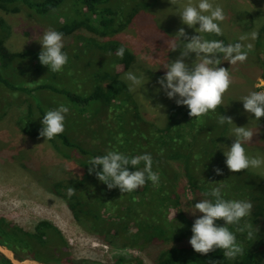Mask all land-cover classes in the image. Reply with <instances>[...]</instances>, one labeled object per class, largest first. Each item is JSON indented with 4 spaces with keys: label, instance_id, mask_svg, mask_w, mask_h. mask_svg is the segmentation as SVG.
Returning a JSON list of instances; mask_svg holds the SVG:
<instances>
[{
    "label": "rangeland",
    "instance_id": "1",
    "mask_svg": "<svg viewBox=\"0 0 264 264\" xmlns=\"http://www.w3.org/2000/svg\"><path fill=\"white\" fill-rule=\"evenodd\" d=\"M187 2L188 0H178V6H174L169 3V0H154L153 6H145L146 0H136L135 3L140 10L146 12L147 17L151 16L154 22L163 29L160 32L162 36L151 34V37L148 36L146 39L144 35H150V31L141 30L137 23L116 35L137 55V61L130 71L137 75L143 73L145 80L148 78L143 87H136L134 91H129L137 100L144 118L161 127L165 124L167 113L170 107L175 104V99H169L165 95L157 83L159 78L157 74L164 75L163 66L175 60L180 54V49L169 51L167 45L176 39L175 33L181 27L189 36L199 34L196 32L198 24L190 28L183 24L179 15L176 14L177 8ZM192 2L195 4L198 0H192ZM212 2L214 6L219 5L224 11L225 19L220 22L223 35L201 33L204 39L220 40L227 45L237 42L241 34L250 33L253 30L258 31L256 39L242 42L245 45L248 43L253 45V50L249 52L245 62L231 64L228 61H222L219 66L228 68L232 78V84L224 93L221 105L227 116L232 117L236 126H246L255 133L252 140L244 144L249 156L264 157V124L257 121L254 114L246 112L243 108V101L239 100L251 91L264 90L262 89L264 87V0H212ZM112 3L116 6V0H113ZM63 8L64 4L53 13L59 17V14L63 16L65 14L60 11ZM59 11L60 13L57 14ZM0 16H3L10 26V34L5 39V43L8 50L13 52L20 51L21 47L23 52L41 50L38 40L45 30L52 28L51 22L42 18H25L22 14L7 13L1 10ZM51 19L54 21V18ZM63 41V48L70 54L78 51L80 39L77 34L72 37H63ZM83 52L86 57L88 54L86 51ZM194 59L195 54L191 53L186 62L191 63ZM26 61L22 64L20 61L15 62L11 73L18 83L25 82L23 85L27 86L34 82L31 80L30 71L33 70L32 66L35 63L30 65V62ZM94 61L99 66L95 72L111 71L114 57L107 55L101 66L99 65L100 55ZM8 64L6 62L4 67L9 69ZM146 69H151L156 77L147 76ZM118 70H121V66L118 67ZM124 73L126 72L122 74ZM122 74V79L129 87L130 82L124 79L125 75ZM53 75V72L50 71L49 77H43V82L55 80ZM49 92L42 90L35 96H31L22 91L6 89L0 94V217H3L9 224L17 225L26 231H32L38 222L45 220L57 230L68 245L63 247L64 252H62L54 242L50 243L49 241L46 245H39L38 248H35L32 255L29 252L10 250L11 255L22 264L62 263L65 260L63 257L65 253L71 254L75 258L96 259L102 260V262L113 260L117 255H124L131 257L136 264H156L157 253L163 249L164 244H168V241H163L162 245H158L157 241H154L152 246L145 244L125 246L122 240H114L115 243L111 245L104 234L111 228L109 225L117 220L116 215L121 210L130 212L128 218H130L131 224L136 220H141L143 224L158 222L157 217H153L148 211L147 204L140 205L139 201L146 202L148 199L157 200L160 198L157 197V194L152 193L155 192V188L160 186V183L150 185V190H146V192L142 193L143 188L140 187L138 190L128 192L127 196L123 195L117 199L108 196L106 192L100 193L101 195L98 196L102 199L103 205H98L95 191L90 187L91 184L85 182L79 185V180H81L79 170L82 169L78 163L79 158L75 155L66 158L56 151L47 139L31 134L35 128L33 123L36 126L41 124L42 116L38 112L39 99H41L44 109H48L51 103L54 105L64 104L69 108L65 117L64 130L68 131L70 139L75 140L83 148L104 154L108 150L121 151L120 145L123 142V136L121 133H117L119 131L114 119L116 110L111 112L101 109L95 115V119L90 120L83 114H78L77 110L65 99L55 96L56 99L52 100L50 97L53 94ZM235 125L228 124L230 141L224 139L214 150L211 149V151H218L221 157L220 162L224 165L220 166L227 175L229 174V179L234 178L225 164L226 157L223 154V149L219 147L226 149V146L231 145L234 139L232 128ZM25 129L31 133L26 134ZM196 133L197 129L193 134ZM191 139L189 137V141ZM199 143L200 141L198 145ZM198 145L194 152V155L198 156L196 161L202 158L201 160L204 162H197L194 171L199 178H206L209 175L213 177L214 181L210 180L212 182L210 188L206 187L207 184L203 185L204 182L197 183L196 188L188 184L184 177L185 162L183 159L164 158L173 169L180 172V187H183L182 192L186 197L185 205L187 208H192L191 210H193V204L199 200L213 199L206 196L205 193L209 192L212 187L224 186L223 178L227 177V175L217 176L213 171L217 165H212V168L204 165L205 159L211 160L216 157L208 150L203 153L204 143L201 146ZM261 169L249 168L247 170L264 172V168ZM54 183L61 184L59 195L49 190V186H54ZM69 187L76 189L75 195L72 197L67 196ZM132 196L135 200H131L133 201L131 205L128 197ZM116 200L117 202H115ZM161 200L160 210L156 214L161 213L166 216L168 212L165 210L166 202ZM75 203H78L76 207ZM127 204L129 207H126ZM98 208L100 209L98 210ZM96 211H99L102 222L96 220L92 215ZM257 220V226L262 227L264 225L262 218L258 217ZM261 264H264V260Z\"/></svg>",
    "mask_w": 264,
    "mask_h": 264
},
{
    "label": "trees",
    "instance_id": "2",
    "mask_svg": "<svg viewBox=\"0 0 264 264\" xmlns=\"http://www.w3.org/2000/svg\"><path fill=\"white\" fill-rule=\"evenodd\" d=\"M112 1L0 0L1 11L22 14L25 18L49 20L52 28L62 32L64 38L77 34L80 39L76 54H70L65 48L62 49L67 53L68 63L62 71L53 72L55 80L43 82V77H49L51 70H48L47 66L39 62L38 54L40 50L31 52H13L8 50L5 39L10 34V26L5 18L0 16V94L6 89L22 91L31 96H35L36 93L42 90L50 91L53 94L50 97L52 100L56 99V97L65 99L70 103L69 105L77 110L78 114H83L90 120H94L95 115L101 109L111 112L116 110L114 119L119 131L117 133H121L123 136L120 152L129 157L144 153L151 154L153 160L152 168L153 171L158 173L160 183V186L155 188V192L152 193L157 194V197L160 198L157 200L148 199L146 202H142V200L139 201V204L145 205L146 203L148 211L153 217H157L158 222L155 224H143L141 220H136L132 221L133 224H131L130 218H128L130 212L125 210L118 211L117 220L109 225L111 228L106 230L104 234L109 244L113 245L115 243L114 240H122L125 246L142 244L152 246L154 241H157L158 245H162L163 241L166 240L168 244H164L163 249L157 253L156 264H261L264 260V225L262 227L257 226V218L261 217L264 222V172H254L257 170L231 172L234 179H229V174L227 175L220 166L222 163L220 162L221 157L218 151H211V149L214 150L220 144V141H224V139L230 141L228 124L218 123L220 115L227 116L222 105L217 107L214 112L210 111L207 115L196 118L188 115L189 109L187 106L175 103L170 107L166 122L162 127L144 118L137 100L132 96L127 83L121 76L123 72L130 71L137 61V55L121 42L116 35L127 30L134 23H137L141 30L150 31V35H144L146 39L148 36L151 37V34L162 36L160 32L163 29L154 22L151 16L147 17L148 14L140 10L135 3L136 0H116V6H114ZM63 4L64 8L60 11L65 15L62 16L59 11L57 14L60 17L56 16V13L53 12L58 11ZM153 4L154 0H146L145 6H153ZM51 18H54V21ZM121 46L125 48L123 59L116 55L117 50ZM83 51L88 54L86 57L83 55ZM108 53H111V55ZM99 55L100 66L107 55L114 57L111 71L95 72L99 66L94 59ZM26 59L30 62V65L35 63L32 66L33 70L30 71L31 76L27 73L31 80H34L31 83L32 86L23 85L25 82L18 83L11 73L15 62L20 61L22 64ZM6 62L9 63V69L6 66L4 67ZM119 66H121V70H118ZM145 71L147 76L156 77L151 69H146ZM122 75H125V73ZM157 76L162 77L163 75L157 74ZM103 81L106 83L103 84ZM42 105L43 101L39 99L40 108L38 112H40L41 116L47 110L58 107L60 104L54 105V103H51L48 109H44ZM258 121L264 124V117ZM33 125L35 128L31 126L33 128L32 133L26 129L24 132L40 136L39 131L42 128V124L36 126L33 123ZM195 129H197V133L193 134ZM67 132L65 129L62 134L47 140L64 157L75 155L79 158L78 163L82 168L79 170L81 178L79 185L85 182L90 183V187L95 191L96 201L101 206L103 201L98 195L103 192H106L108 196L114 199L123 195L127 196L128 192L121 193L119 188L108 189L103 182L97 179L94 172L89 173V159L97 155H104V153L83 148L75 140L70 139ZM189 137L192 138L191 141H189ZM195 138L196 140L194 141ZM203 143V153L208 150L216 157L211 160L205 159L206 163L204 165L210 168H212V165H217L222 170L223 175H227V177L225 176L226 178H223L222 194L224 198L249 200L253 205L252 213L241 220L240 225L247 222L257 227L258 232L255 240L247 239L246 232H236L238 225H228L230 230L236 234L237 241L244 247V255L237 256L235 259H226L223 255V250L220 249H215L205 255L193 250L189 243L192 235L191 226L194 220L202 214L190 212L194 211V207L193 210H191L192 208H187L185 205L186 197L182 192L183 187H180L181 174L164 159H183L185 162L183 167L184 177L188 184L196 188L197 183L204 182L203 185L207 184L206 187L210 188L212 186L210 180L212 181L213 177L208 174L209 176L206 178H199L194 171L197 162H204V160H201L202 158L196 161L198 156L194 155L196 145L201 146ZM222 166L224 165L222 164ZM100 167L102 166L98 165L97 169ZM139 167L142 168L143 163ZM129 168L131 170V166ZM150 185H153L151 181H146L141 187V189L143 188L141 190L142 193L150 190ZM206 187L205 190L207 189ZM60 188L61 184L59 183L49 186V190L57 195L61 193ZM128 198L130 199L129 204L133 203L131 200H135L133 196ZM161 199L166 202L165 210H168L166 216L161 213L156 214L160 210ZM77 204H74L75 207ZM126 207H129L128 204ZM92 215L96 220L102 222L99 211L94 212ZM217 224L222 225L223 220H217ZM49 241L50 243L54 242L62 252H64L63 247L68 245L57 230L45 220L38 222L32 231H26L17 225L9 224L3 217H0V245L8 250L29 252L32 255L35 252V248H38L39 245H46ZM63 257H65V260L58 264H136L131 257L124 255H117L113 260L107 262L96 259L75 258L71 254L66 253ZM0 264L14 263L0 253Z\"/></svg>",
    "mask_w": 264,
    "mask_h": 264
},
{
    "label": "clouds",
    "instance_id": "3",
    "mask_svg": "<svg viewBox=\"0 0 264 264\" xmlns=\"http://www.w3.org/2000/svg\"><path fill=\"white\" fill-rule=\"evenodd\" d=\"M169 3L178 6V0H169ZM181 22L190 28H196L198 35L189 36L183 27L175 33L176 39L167 45L169 51L180 49L179 56L166 63L163 67L165 73L157 79L165 95L169 99H175L177 105L187 106L190 117H202L210 111L214 112L223 104L224 93L232 84V78L228 68L219 66L222 61L231 64L243 63L247 60L249 52L253 50L251 43L244 44L243 41L256 39L258 31L241 34L235 43L225 44L220 40H206L201 33H212L217 36L223 35L220 22L225 19L224 11L219 5L213 4L212 0H192L177 8ZM41 50L38 54L39 62L47 66L52 72H60L68 63L67 53L64 47L63 33L53 28L45 30L38 40ZM23 46V45H22ZM22 50V47H21ZM20 50V51H21ZM125 48L121 46L116 55L123 59ZM195 54V59L187 63L190 54ZM111 55V53H108ZM130 82L129 90L134 91L136 87H143L146 83L144 74L137 75L132 71L125 73L123 77ZM29 86H32L31 83ZM243 108L246 112L254 114L258 121L264 117V90L251 91L242 96ZM69 108L60 104L58 107L49 109L42 116V128L39 135L51 140L64 132V123ZM218 123L235 125L232 117L220 115ZM233 142L230 146L219 147L223 149L226 157L227 168L237 173L242 170L264 168V157L259 155L249 156L244 144L252 140L254 132L246 126H234ZM143 163V167H139ZM153 160L150 153H144L129 157L118 150H108L104 155H97L89 159L88 171L95 173L97 179L103 182L108 189L119 188L121 193L133 192L142 187L146 181L153 185L159 183V175L153 171ZM102 166L97 169V166ZM131 166V170L129 168ZM217 175H223L219 167H214ZM76 189L69 187L67 196L75 195ZM213 199H202L194 204L193 214L198 216L192 226L189 243L195 252L205 255L215 249L223 250L226 259H235L244 255L243 245L237 241L236 234L230 230L228 225H238L236 232L247 234V239L255 240L258 228L252 223L240 225L241 220L251 214L252 203L249 200L225 199L222 194V186L212 187L205 193ZM175 213V212H174ZM173 213V216H174ZM217 220H223L222 225Z\"/></svg>",
    "mask_w": 264,
    "mask_h": 264
},
{
    "label": "water",
    "instance_id": "4",
    "mask_svg": "<svg viewBox=\"0 0 264 264\" xmlns=\"http://www.w3.org/2000/svg\"><path fill=\"white\" fill-rule=\"evenodd\" d=\"M7 248L3 247L2 245H0V253H2L3 255H5L8 259H10L14 264H22L19 260L15 259L13 255L8 254ZM10 251V250H9Z\"/></svg>",
    "mask_w": 264,
    "mask_h": 264
},
{
    "label": "bare ground",
    "instance_id": "5",
    "mask_svg": "<svg viewBox=\"0 0 264 264\" xmlns=\"http://www.w3.org/2000/svg\"><path fill=\"white\" fill-rule=\"evenodd\" d=\"M8 254H12L10 251L7 252Z\"/></svg>",
    "mask_w": 264,
    "mask_h": 264
}]
</instances>
